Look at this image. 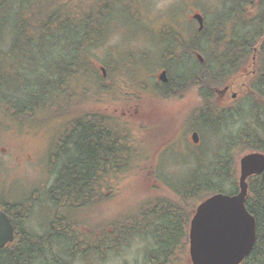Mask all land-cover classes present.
I'll list each match as a JSON object with an SVG mask.
<instances>
[{
	"label": "trees",
	"instance_id": "trees-1",
	"mask_svg": "<svg viewBox=\"0 0 264 264\" xmlns=\"http://www.w3.org/2000/svg\"><path fill=\"white\" fill-rule=\"evenodd\" d=\"M103 2L0 0L2 113L9 114L17 124L27 125L28 131L44 128L46 120L36 119L34 110L45 109L59 97L61 113H57L61 118L76 115L92 117L89 121L96 117L101 119L66 125L65 131L73 134V150H67L61 161L55 146L52 156L55 167L52 164V170L47 173L51 183L34 192L37 199L29 196L20 200L18 195L4 194L0 187V208L14 230L12 243L0 249V264H71L70 259L88 252L93 258L115 253L120 241L133 234L144 237L149 233H161L163 237L154 241V248H146L142 260L136 264H190L187 236H177L175 214H188L213 194H236L238 158L247 151L264 153V129H250L245 125L237 128L245 120L259 124L264 118V0H225V18L211 27L204 24L201 32L194 23L181 20L179 13L172 17L169 13V23H163L156 32L141 29L135 37L125 36L126 45L131 41L150 43L153 51L131 46L125 52L118 49L119 54L111 58L107 54L108 76L115 83L112 95L121 89L116 84L118 80L126 78L131 86L143 90L140 84L145 82L146 87L153 86L148 84L147 78L163 69L173 80L171 84L181 86L171 96L188 87L197 92L198 103L191 113L192 125L196 127L200 121L199 128L208 126L223 135L220 147L212 149L207 157L190 162L185 175L180 177L184 185L178 197L186 203L184 209L179 205L167 216L156 214L157 207L146 212L147 217L161 219L155 226L165 222L156 232L139 229L138 215L127 217L128 224L110 222L92 226V222L88 224L81 219L80 213L100 204L99 190L107 186L104 183L96 186L94 182H99L98 178L104 174L118 173L115 170L95 172L97 165L109 159L115 168L126 169L135 153L140 152L128 151L127 163H121L123 153L118 146L119 135L128 134L131 139L130 132L114 119H102L104 115L79 113L91 92L93 100L96 94L104 93L101 87L105 82L96 74V56L94 52L90 54L91 49L103 45L107 31L113 29L108 21L109 5L103 6ZM249 9L260 10L253 12L252 17ZM171 23L175 27L169 25ZM152 36L156 41L151 40ZM45 54L49 57L36 62ZM197 55L202 62L197 60ZM253 56L256 74L248 80L249 92L235 105L221 109L214 101L213 90L245 78L243 72L250 70ZM90 86L95 88L94 92L88 90ZM63 159L65 164L57 169L58 162L62 163ZM229 187L231 192H225ZM161 197L172 198L173 195ZM37 200L43 202L44 210L38 211L46 218L44 228L37 229L39 234L31 225ZM245 207L256 222V241L242 264H264V171L248 180ZM131 222L136 223L130 226Z\"/></svg>",
	"mask_w": 264,
	"mask_h": 264
},
{
	"label": "rangeland",
	"instance_id": "rangeland-1",
	"mask_svg": "<svg viewBox=\"0 0 264 264\" xmlns=\"http://www.w3.org/2000/svg\"><path fill=\"white\" fill-rule=\"evenodd\" d=\"M102 1H104L103 6L106 4L109 5L108 21H110L113 29L107 31L106 41L102 46L90 50V54L94 52V57L101 54L116 56L120 52L118 49H121V51L124 50L125 52V50L128 51L127 48L131 46L136 49H143L146 52L153 51V47L150 43L145 44L131 41L126 45L125 36L129 35V37H135L141 29H145L150 33L156 32L163 23H169V13H171V17L179 13L181 20L188 21L192 24L194 23L195 25L196 22L192 20V15L199 13L204 19V24L210 27L226 16L224 14L226 12V7L224 5L225 0ZM123 9L126 10L125 13ZM258 10L260 9H249V15L251 14L253 17V12ZM169 25L175 27L172 23ZM151 40L156 41L153 36ZM48 57L49 56L45 54L42 58L37 59L36 62H40L42 59ZM158 73L159 71L147 78L149 85L155 84ZM240 81L239 79L238 83ZM144 83L145 82H142L140 85L146 89V83ZM237 84L234 90L239 92L241 89L238 88ZM87 85L89 86V84ZM120 86L121 89L115 91V95H112L115 98L114 101L112 98H108L104 93L97 94L96 99L93 100L91 98V91L94 92L95 88L90 86L88 90H90L91 96L86 99L85 104L80 106L79 113H91L94 115L108 114L113 116V119L117 123H123L122 126L130 132L132 138L146 141L142 142L143 146L141 147V151L137 152L141 154V156L134 155L131 162L128 163V168L126 167V169L123 168L122 170H120V168H115L114 170L118 173H112L110 175L104 174L98 178L99 182L107 185L102 186V190H99V194L102 197L100 204L95 208L85 210L83 213L79 214L80 218L86 220L88 224L92 222V226H96V224L107 225V223L110 222H127L128 224L129 221L126 219L127 217L139 215L137 212L141 209L145 213L150 206L157 207L156 210L158 211L156 214L162 216H167L171 211L177 209L179 205L184 209L186 203L178 197L180 177L185 175L184 173L188 170L190 162L195 163L198 158L207 157L211 150L217 148L218 145L220 147V141L223 137V135L219 134L217 131H212L208 126L203 129L200 128V142L197 148L193 149L191 147L192 151L189 152L185 149L186 152L184 153H182L184 148L180 149L178 151L179 154L181 153L179 156L168 158L166 162H162L161 166L157 168V172L153 173L154 165L158 164L155 163L152 157L154 150L152 145H156L158 142V130H156L154 121L156 118L155 105H153L154 95L148 93V90L145 92H142V90L139 91L129 84L121 83ZM141 93L146 94L140 95ZM135 95L144 97L145 99L142 101L147 102L148 107L145 109L141 108L142 105L135 107L138 105V103H135L136 100H134L137 97H135ZM193 96L195 100L193 105L194 109L198 103L196 102V91H193ZM120 98L121 100L119 101ZM59 100V97H57L51 105L42 103L44 106L46 105L45 109L39 110V107V109L34 110V117H36V119L43 118L46 120V123L42 126L44 128L31 129L29 131L27 125L17 124L15 119L9 114L5 116V114L2 113V106H0V187H3L4 194L8 196H13V194L18 195L20 196L18 197L20 200L28 198L29 196L30 199H32L33 197L36 198L34 192L38 188L49 186L51 178L49 179L48 175L43 171L44 169L41 164L43 160L39 162L38 157H40L41 151L46 147L47 140L52 136H56L59 130L64 127L66 117L61 118L62 116L58 114L61 113L58 108ZM229 100L231 99L227 101ZM238 100L239 99L231 100L233 104H231L230 101H226L228 103L227 106L235 105L239 102ZM150 101L151 104H149ZM108 102H113L114 104L109 108V111H106L105 108ZM48 111L55 114L50 116ZM120 117H124V119H119ZM146 117L150 118V120H145ZM81 120L89 121L90 119L83 117ZM100 120L101 119H93L89 122H97ZM261 120H264V118ZM221 125L222 122L219 127ZM243 125L250 129L256 128L254 122L251 120L240 122L237 128L242 129ZM222 130H224V128H222ZM123 135L128 136V134ZM135 144V148H138V143ZM26 156H29L30 159H26ZM122 161V158H120L121 163ZM236 181L237 179L235 183ZM160 186H162L163 190L159 189ZM231 190L232 188L229 187L225 192H231ZM18 191L20 194H16L19 193ZM162 191H164V194H160ZM169 193L173 195L172 198L161 197H169ZM39 199L42 200L40 197ZM42 203V201H35L34 204L38 205H35L33 208L34 215L32 216L31 225L34 227V231L37 234H39L37 229L42 230L46 222V218L43 216L44 213L38 211L40 208L44 210ZM135 223L131 222L130 226ZM162 225L164 226L165 222H163L161 226ZM100 234L101 232L98 231L97 235ZM149 234L150 235L144 237H140L136 234L127 237L120 241L115 253L108 252L98 258H93L92 254L88 252L84 256L80 255L78 257H73L70 259V263L136 264L142 260V255L146 248L149 246L154 248L152 246L154 241L156 242L159 237H163L161 233L159 235L154 233ZM177 236L183 238L184 235L178 233ZM53 251L55 254L58 253L57 249H53Z\"/></svg>",
	"mask_w": 264,
	"mask_h": 264
},
{
	"label": "flooded vegetation",
	"instance_id": "flooded-vegetation-1",
	"mask_svg": "<svg viewBox=\"0 0 264 264\" xmlns=\"http://www.w3.org/2000/svg\"><path fill=\"white\" fill-rule=\"evenodd\" d=\"M109 55L111 58V54ZM106 56L107 55H104V54L96 55V58H95L96 59V62H95L96 74L100 77V79L103 80V82H105L104 86L101 87V90L104 92V94L108 98H112L113 100L111 91H112V88L115 87V83H112L113 79L109 78L108 76V69H109L108 67L110 66V62L109 60H107L109 56L108 57ZM160 71H163V69H161ZM166 76H167L166 82L159 81L156 76V81L153 86L146 87V89L145 87H142L143 89L142 92L143 91L145 92L148 90V93H152L154 95L153 105H155L156 118L155 120L154 119L153 120L155 121V124H156V130H158V133H157L158 142L156 145H152V147H154L152 157L155 163H158V164L154 165L153 167L154 169L152 171L153 173L154 172L156 173L157 168L161 166L162 162L163 163L166 162L168 158H171L172 156H179L181 154V153L180 154L178 153L180 149L184 148L182 153L186 152V150L187 152L192 151V148L193 149L197 148L200 142V131H199L200 128L199 127L201 126L202 123L198 121L196 127H194L191 122V113L193 112V105H194V96H193V92L191 88L189 87L186 89L184 88L180 91V94L171 96L173 93L178 91L181 88V86H176V85L171 84L170 82H173V80L169 77L167 72H166ZM122 82L125 84L129 82L130 85H132L130 80L126 78L122 80H118L116 84L118 83L119 84L118 86H120ZM245 83L247 82L245 81ZM245 83L239 82L237 84L238 88L241 89L239 92L235 91L234 88L233 87L231 88L230 86L227 88L226 92L221 93L218 90H217L218 92L215 91V93L213 94V98H214L216 105L220 107L221 109H224L228 104L227 102L230 101L231 103L232 102L231 100L241 99L247 91L249 92V83L248 85ZM134 87L137 88L136 86ZM137 89L139 91L141 90L139 88ZM142 94L145 95L146 93H141L140 95ZM135 97H136L134 99L136 100L135 103H138V105L135 107H138L139 105H142L141 108L143 109L148 107L147 102L142 101L145 99L144 97H141L138 95H135ZM228 99H231V100L227 101ZM120 100L121 98L119 99V101ZM113 104H114L113 102H108L105 110L109 111V108ZM149 104H151V101ZM82 118L83 117L76 116V115L69 117V118H65L66 121H64V127L60 129L59 133L56 136L50 137L47 140L46 147L41 151L40 157H38L39 162L43 160L41 164H42V167L44 169L43 171L45 172V174H47L49 171L52 170V169L50 170V167L52 164H53L52 167H55V162L52 157L53 154L55 153V146L57 147L59 154H60L58 160H61V161H62V156H65V153L67 152V150L69 151L73 150L72 143H71V138L73 137V134L67 133L65 131L66 125H70L71 123H77ZM84 118L91 119L92 117H84ZM97 118L98 117L93 118V119H97ZM113 118H114L113 116H110L108 114L102 117V119H106L107 121H112ZM119 119H124V117L123 118L120 117ZM145 120H150V118L146 117ZM259 122H260L259 123L260 126L258 122H254L255 127L261 130L264 129V120H260ZM119 124H123V123H119ZM193 134H196L198 137V142L196 144L192 140ZM107 136L109 135L107 134ZM119 137L120 138L118 141V146L119 148H121V153H123V156H121V158L123 162L125 163H127V159H128L127 152L133 149L134 151L136 150L141 151V147L143 146L142 142L146 141V140H140V139L136 140L132 137L130 139L129 136H124L122 134L119 135ZM135 143H138V148H135L136 147ZM135 155L141 156V154L137 152L135 153ZM26 159H30V157L26 156ZM58 163L59 164L57 166V169H59L61 166L65 164V160L63 159L62 163L60 162ZM114 169L115 167L113 163L109 161V159H106L105 161H102L101 163L97 165L95 172H109V171H113ZM182 183L184 182L183 181L179 182V186H178L179 188H182V185H184ZM94 184L96 186L102 185L101 182H97V181H95ZM159 189H162V186H160ZM153 207L155 206H150L148 211L150 210V208H153ZM138 213L139 215L137 218L138 219L137 224H138L139 229H142L144 231L156 232L157 227L161 226L160 224L155 226V224L159 220H161L160 218L152 219L151 217H147L145 216L146 211L144 213L142 209L139 210ZM189 213L188 214H184V213L175 214L176 217L175 216L174 217L175 219L177 218L178 233H182L183 235H188V231L190 227V220L192 217L191 213L190 214Z\"/></svg>",
	"mask_w": 264,
	"mask_h": 264
},
{
	"label": "water",
	"instance_id": "water-1",
	"mask_svg": "<svg viewBox=\"0 0 264 264\" xmlns=\"http://www.w3.org/2000/svg\"><path fill=\"white\" fill-rule=\"evenodd\" d=\"M198 31L203 28L200 15H193ZM201 62L202 58L197 56ZM255 59V56L252 58ZM158 80L166 82L165 71ZM227 87L220 90L226 92ZM196 144L198 137L192 135ZM264 171V155L248 153L238 159V192L235 195L214 194L193 211L188 233L190 264H241L256 241V222L246 207L247 179ZM14 231L9 218L0 211V249L11 243Z\"/></svg>",
	"mask_w": 264,
	"mask_h": 264
},
{
	"label": "bare ground",
	"instance_id": "bare-ground-1",
	"mask_svg": "<svg viewBox=\"0 0 264 264\" xmlns=\"http://www.w3.org/2000/svg\"><path fill=\"white\" fill-rule=\"evenodd\" d=\"M167 77V76H166Z\"/></svg>",
	"mask_w": 264,
	"mask_h": 264
}]
</instances>
